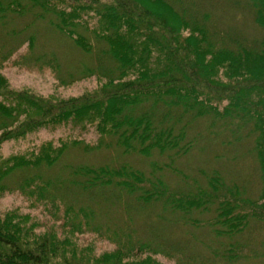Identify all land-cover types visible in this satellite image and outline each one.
Segmentation results:
<instances>
[{
  "label": "trees",
  "instance_id": "1",
  "mask_svg": "<svg viewBox=\"0 0 264 264\" xmlns=\"http://www.w3.org/2000/svg\"><path fill=\"white\" fill-rule=\"evenodd\" d=\"M52 1L0 0V27L39 10V22L70 41L69 46L91 55L100 67L106 65L102 78L108 81V93L101 90L97 96L59 102L27 90H11L0 72V148L43 128L71 121L77 126L97 122L99 132L109 138L105 146L110 144L118 156H170L162 160L166 168L148 159L149 170L135 169L130 162L118 170L105 165L67 169L69 175L62 187L84 194L66 206L68 213L69 209L79 210L72 221L68 216L66 227L72 230L75 222L88 225L93 219L83 200L91 202L93 214L105 208H116L121 215L130 211L132 228L126 224L127 237L117 252L93 256L54 236L55 232L36 233L28 227L31 222L25 215L6 211L0 213V264H162L156 259L159 255L173 264H214L205 254L187 257L182 251L186 246L167 244L160 234L143 242L136 222L150 217L162 224L167 215L182 227L193 225L211 237L231 241L244 234L252 221L264 227V0H216L214 5L181 0L184 6L180 7L169 0H95L91 6L76 3L65 9ZM219 5L225 9L221 16ZM199 6L211 9L200 12ZM230 8L233 14L240 13L242 20L249 16L252 27L229 25ZM83 11L99 18V29H89V21H81ZM28 45L32 46V41ZM11 56L12 51L0 43V66ZM87 111L93 114L87 117ZM206 119L214 126L235 129L229 132L232 138L224 140L222 134L208 130L213 140L226 148H240L241 141L252 140L245 156H252L257 179L245 187L250 188L248 195L245 188L240 191L236 182L231 185L232 180H226L231 174L217 168L208 174L200 168L198 174L188 176L175 167L174 160L193 155L198 144L187 130L188 120L199 124ZM236 133L243 134L231 143ZM67 146L48 142L38 152L0 160V193H19L41 203L47 195H63L65 191L59 193L52 182L38 186L42 176L35 173L60 164ZM172 166L183 175H177ZM175 176H182L177 183H173ZM106 191L109 193L102 195ZM192 215L196 217L193 220ZM191 240H195L192 235L186 241ZM233 253L229 248L221 258L234 263L238 257L239 261V255ZM211 254L218 257L215 251Z\"/></svg>",
  "mask_w": 264,
  "mask_h": 264
},
{
  "label": "rangeland",
  "instance_id": "2",
  "mask_svg": "<svg viewBox=\"0 0 264 264\" xmlns=\"http://www.w3.org/2000/svg\"><path fill=\"white\" fill-rule=\"evenodd\" d=\"M169 1L174 5H178V7L184 6V2L181 0ZM52 2L60 9L74 6L76 3L88 6L96 3L95 0H53ZM201 3L214 5L217 2L216 0H201ZM206 8L211 9L210 6L198 7L200 12ZM192 9L196 10V8ZM232 10L233 8H230V16L227 17V23L229 25H241L247 29L252 27V21H250L249 16H246L245 19L242 20L244 17H242L240 13L233 14L231 12ZM199 11L197 10V12ZM217 13H219L220 16L225 14L223 6L219 5L217 7ZM39 14V10H34L0 27V43L5 45L7 51H12V56L7 62L0 66V72L8 80L10 89L14 91L27 90L38 97L54 101L60 100L59 102L62 101L65 103L88 94L97 96V91L101 90L103 93H108V81L106 78H102L105 77L103 74L106 72V65L103 64L102 67H100L99 64L93 60L91 55H88L85 51L82 53L80 51L81 48L69 46L70 41L63 38L53 28L37 20V15ZM81 15H84V21L81 20L82 22L87 23V21H89V29H92L91 26L99 29L100 20L98 17H95L92 12L86 14L83 11ZM81 32H83V30H81ZM7 35H12V37ZM4 36L5 38L3 40ZM30 41L33 43L32 46L28 45ZM100 98L106 99L105 97ZM90 114H93V112H86L87 117L90 116ZM192 121L193 120H188L189 124L187 130L191 137L193 136L194 139H197L198 145L196 149L200 151L208 149L206 153L197 152L195 155L185 160L176 158L174 160L175 163L172 162L175 164V167L180 168L183 173L188 176L198 174L197 171L200 168H202L201 170L206 174L215 171L213 168H217L221 172L231 174L230 177L225 176L226 180H232V183H230L231 185L236 182L238 184L236 186H238L240 191H243V189L249 185V181L254 182L257 179L255 168H253L255 163L252 156L250 155L247 159L244 158V154L250 151L249 144H243L245 141H241L240 145H243L237 149L236 154L238 156H232L229 152H225V157H233L236 161L235 165L224 166L223 161H212L210 159L212 155L217 157V154L224 152L225 149L219 144L209 147V143L211 144V142L214 141V137L212 132L208 130L212 129L218 134H222V139L224 140L230 137L232 138L229 132L235 129H226L218 125L214 126L210 121H207V119L200 121L199 124H197V120L193 123ZM97 124V122H90L77 126L71 121L57 127L37 130L17 141H7L3 143L0 148V160H2L14 154L38 152L40 147L48 142H52L55 147L62 146L63 144L68 145L63 157L58 162L60 164L48 170L43 169L41 173H35V175L42 176L38 178L40 186L42 182H52L59 193L63 191H65V193L63 195L57 194L55 198L54 195H47L43 203H41V201L37 202L27 199L19 193H0V213L13 211L25 215L27 218L26 220L31 222L28 224V227H33L36 233L44 234L46 232H55L54 236L61 240H68L73 245L76 244L83 249L85 253H90L93 256L117 252L123 239H125L124 237H127V230H125V227L126 224L129 227L130 221L128 217L130 216V211L125 208L124 210H127L128 214L123 212L124 217L116 208L111 211H107V208L103 211H101L102 209L94 210L93 214V208H89L91 202L89 203L86 200L79 199L78 201L80 202L82 200L84 201L83 204L93 219L89 221L88 225H83L81 220L75 222L73 224L74 231H72L69 227H66V225L69 219L72 221L74 214L79 213V210L78 207L72 210L69 209L70 212L68 213V208L66 206H71L72 201L82 196L84 193H74L71 188L65 190V188L62 187L61 183L66 181L69 175L67 174V169L82 166L100 168L105 165L104 167L118 170L123 168L122 164L130 162L129 164L135 169L149 170L151 166L150 160L148 159H152L151 157L144 158L143 156L126 155V157H121L118 156V154L116 155L110 144L108 148L105 146L106 144L104 143H106L105 141H108L109 138L103 136L99 132V125ZM218 129H220L222 133H220ZM240 134L243 133H236L230 142L232 143L234 140L241 138ZM210 135L212 137H210ZM249 140L251 143L252 140ZM73 142L79 143V145H74ZM88 147L93 149L88 151ZM214 148L215 152L213 153ZM168 155L170 156L169 153ZM168 155L166 154L163 159H161V156L155 155L152 160H157L155 162H157L159 166L166 168V166L161 163L162 160H168ZM226 162H229V160ZM107 164L114 166L110 167ZM223 166L224 168H219ZM175 167L172 166V170L177 175H183L180 170ZM235 171L237 173H233ZM163 172L162 170V173ZM43 174L46 175L44 176ZM181 177L182 176H180V178ZM180 178L175 176L173 183H177ZM244 181L245 185L243 184ZM185 183L187 182L183 177L182 185ZM227 184H229V182ZM249 189L245 188V190H247L246 195H248ZM104 193H109V191L102 192V195ZM165 210L166 209H164V211ZM68 216H70L69 219H67ZM195 218L196 217L192 215L191 219L193 220ZM140 223L148 236L152 237L153 235L160 234V238L167 244L175 243L177 246H186V250L182 251H184L189 258H193L195 254L201 257L202 254H205L207 255L206 258L214 264H264V227L258 222L255 223L252 221L249 229L244 234L234 237L232 241V238L211 237L208 232L201 229L197 230L190 227L189 231H187L182 227V223L176 224L172 222L167 215H165L162 224H156L153 218L150 217H141ZM77 224L82 227L81 230L77 229ZM85 228L86 231H84ZM141 230L142 228L139 230L138 235H141ZM190 235H192L195 240L186 241ZM189 242L192 243V246ZM232 243L234 246L230 247L229 245ZM188 246H191L190 250ZM229 248L234 249L233 254L239 255V261L238 257L234 263H231V261H228L224 257L221 258L224 252ZM212 251H215L218 257H213L211 254ZM144 257L145 255L139 258ZM156 259L162 264L174 263L169 258H165L161 255L157 256ZM174 261H176V259H174Z\"/></svg>",
  "mask_w": 264,
  "mask_h": 264
}]
</instances>
